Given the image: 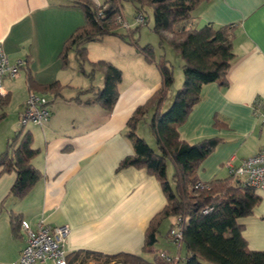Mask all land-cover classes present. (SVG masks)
Segmentation results:
<instances>
[{
    "label": "crops",
    "instance_id": "0c3cea01",
    "mask_svg": "<svg viewBox=\"0 0 264 264\" xmlns=\"http://www.w3.org/2000/svg\"><path fill=\"white\" fill-rule=\"evenodd\" d=\"M192 20L198 27L207 22L216 26L235 24L231 41L235 57L226 72V84H204L200 100L177 127L180 138L189 142L210 136L220 138L197 167L198 180L208 181L228 175V160L238 165L264 145V0H209L196 6ZM84 22L82 9L65 0H0V45L11 62L19 58L24 61L17 75L3 79L0 94L10 97L0 112L4 111V118L13 105L14 114L10 124L0 131V153L19 125L29 92L50 100L47 122L41 126L30 122L24 127L32 137V146L38 149L31 162L41 172V178L25 196L17 198L8 194L15 172L0 174V264H11L26 240L21 224L13 232L10 214H18L31 226L40 219L49 224H68L66 256L77 250H91L113 255L141 254L152 260V253L143 251L144 230L165 205V195L156 177L144 168L117 166L123 157L133 153L131 141L124 134L126 120L160 86V78L150 77L147 64L143 60L142 66L140 62V53L120 42L118 56L127 59L126 66H133L125 78L124 61L120 57L106 59L122 72L118 96L112 108L106 110L93 98L103 84L101 71H94L91 78L81 73L73 51L68 52L66 67L59 59L65 40ZM104 37L92 41L103 43ZM92 41L85 44L89 58ZM98 56L91 61L105 60L103 55ZM87 66L86 72L90 70ZM27 71L39 85L59 82L60 93L28 88ZM146 129L144 135L138 130L135 133L150 145L154 137ZM165 169L172 184L173 169ZM255 190L260 202L238 222L248 247L262 251L264 190ZM163 218L154 248L175 257V264H184V244L174 243L167 235L175 218ZM163 225L166 228L162 231ZM78 261L84 260L76 259L70 264ZM38 264L53 263L47 260Z\"/></svg>",
    "mask_w": 264,
    "mask_h": 264
},
{
    "label": "trees",
    "instance_id": "16d2710c",
    "mask_svg": "<svg viewBox=\"0 0 264 264\" xmlns=\"http://www.w3.org/2000/svg\"><path fill=\"white\" fill-rule=\"evenodd\" d=\"M65 1L82 9L85 22L63 43L59 53L61 66H67L68 52L73 51L81 73L91 78L94 71L100 70L103 84L94 92L93 98L108 110L118 96L117 84L121 81V69L110 61H89L85 44L105 35L124 37L118 31L119 24L115 23V19L121 13L122 2L125 0H103L100 4L92 0ZM127 1L134 6L135 15L142 14V24L147 20L143 8L147 4L152 6V30L158 35L157 45L162 51L156 55L150 43L140 45L131 38L127 41L134 44L142 59L155 64L160 74V86L149 95L144 104L135 107L126 120L128 129L125 134L131 141L133 153L123 157L117 168H144L160 183L166 202L144 230L143 251L152 253V260H147L141 254L128 252H117L113 255L77 250L66 256L67 264L90 256L102 260L103 264H175V258L167 260L162 256L163 252L154 248L158 226L163 217L168 215L175 218L170 228L178 225L182 233L180 243L184 244L187 251L184 264H264V250H252L248 247L242 234V225L238 222L239 218L252 213L253 208L260 202L255 190L257 188L229 173L222 178L198 180L197 167L220 138L210 136L189 142L181 139L177 131L179 124L200 100L199 93L204 84L213 81L226 84V72L235 57L231 43L235 24L216 26L207 22L197 27L192 20L193 10L200 3L209 0ZM164 42H168L178 52L183 73V83L166 109L161 106L170 93L174 75L172 64L163 53ZM85 65H90L88 72L85 71ZM26 80L28 88L32 90L37 87L55 94L60 93L59 82L39 85L30 71H27ZM9 97L8 94H0V108L9 101ZM149 110L151 114L148 120L150 132L155 139V148L135 133L138 120L144 118ZM3 113L4 111L0 112V120ZM17 126L0 153V174L5 171L15 172L16 178L8 194L22 198L41 178V172L31 162L38 149L32 146L30 133L24 131L21 123ZM167 160L173 165L172 184L168 181L165 169ZM9 219L13 232H16L21 223L19 215L10 214Z\"/></svg>",
    "mask_w": 264,
    "mask_h": 264
},
{
    "label": "built area",
    "instance_id": "2783aa9c",
    "mask_svg": "<svg viewBox=\"0 0 264 264\" xmlns=\"http://www.w3.org/2000/svg\"><path fill=\"white\" fill-rule=\"evenodd\" d=\"M135 20L141 23L143 20L142 14H136ZM116 21L127 28L130 27L120 15H118ZM4 51L2 45H0V93H2L1 88L4 77L17 75L24 62L20 58L11 62ZM24 101V108L20 112L19 119L21 125L33 122L41 126L47 122L50 115V100L45 95L31 91ZM261 116L264 125V113ZM226 167H228L229 174L243 179L257 189L264 190V145L255 154L242 158L238 165H233L231 160H228ZM20 224L26 233L25 245L21 248L18 257L11 261V264H38L47 260L53 264H67L64 245L67 234L70 233L68 224H49L43 219L38 220L35 226H31L26 220H21ZM179 229L178 225H174L169 230V237L174 243L178 244L182 239V233ZM162 256L167 260L172 258L164 253Z\"/></svg>",
    "mask_w": 264,
    "mask_h": 264
},
{
    "label": "rangeland",
    "instance_id": "374dc122",
    "mask_svg": "<svg viewBox=\"0 0 264 264\" xmlns=\"http://www.w3.org/2000/svg\"><path fill=\"white\" fill-rule=\"evenodd\" d=\"M152 6L150 4L145 5V8H143L146 12V23H141V25L138 28H135V26L138 24V22H136L135 20V10L134 6L132 5V3L130 1H123L122 2V7H121V13L119 14L121 16L122 19H124V21H126L130 28H127L126 26H124L123 24L120 25L119 22L116 21L115 19V23L118 26V31L120 33H122V35H124V37H121L120 35H113L112 37H104L103 38V43H96L94 41H92L91 45H90V58H94L98 59L99 56L98 55H103V59H110L111 57L113 58V60H117L120 56H118L119 53H121L120 49H119V43L121 42L123 45H128V47H132L135 51H137L136 47H134L133 43H130L127 41V39H132V41H137L138 44L140 45H144L146 43H150L152 44L151 46L154 47L155 49V53L156 55H159L161 49L160 47L157 45L159 43V39H158V35L154 33V31L152 30V25H153V16H152ZM204 23L200 24L199 26H202ZM198 27V26H197ZM131 30H133L131 32ZM129 33H131L130 35H128ZM168 35H170V33H167ZM138 52V51H137ZM163 53L165 54L166 58L169 59V61L172 64V70H173V75H174V81L170 90V93L167 94V98L165 99V101L163 102V105L161 106L163 109H166L168 105L171 104V102L173 101L174 98V93L176 92V90L182 85V80H183V73L181 68V58L178 54V52L171 47V45H169V43L164 42L163 45ZM98 56V57H97ZM88 59L89 56H87ZM121 58V57H120ZM94 59V60H95ZM132 59V58H131ZM140 62H142V66L145 65V63L147 64V72L148 75L150 77H154V79H159L160 78V74L159 71H157V67L155 66V64L153 62H148L145 59L139 58ZM93 59H90L89 61H91ZM120 60H123L125 63V67L123 68V74L125 75V78H127L128 76V69L133 66L132 63L128 64L129 61L127 62V66H126V62L127 59L126 58H121ZM145 63H144V61ZM86 68H88V66L86 65ZM50 104V103H49ZM13 105L8 109V115H5V117L0 121V131L1 133L3 132V128L5 125L10 124L11 119L13 118ZM151 111L149 110L148 113L145 114L144 118H141L140 123H138V125H136V130L139 131V133L144 135V132L146 133L147 131H144L143 129L145 128V130H147L146 128H148L150 131V126H149V117H150ZM18 124H20L19 120L17 121ZM29 124H31L30 122H27L26 124H24V127H28ZM144 124V125H143ZM127 126V124H126ZM128 129V127H127ZM127 131V130H126ZM137 131V132H138ZM149 131V132H150ZM125 134V132H124ZM153 137V136H152ZM148 138V137H147ZM149 139V138H148ZM150 141V145L155 144L154 143V139L149 140ZM155 148V147H154ZM167 166L171 169V162L169 160H167ZM166 226H162L161 229L163 231V229H165ZM159 236V234H158ZM159 239V237H158ZM84 261H78L79 263L77 264H103L102 260H98L95 258H92V256L90 257H86L83 258ZM102 259V258H101ZM110 264H122L120 262H111Z\"/></svg>",
    "mask_w": 264,
    "mask_h": 264
}]
</instances>
